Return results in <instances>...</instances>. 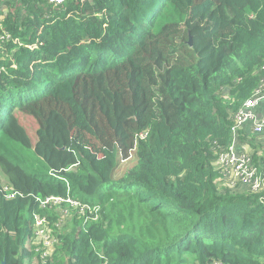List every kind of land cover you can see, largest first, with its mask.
<instances>
[{
    "label": "trees",
    "instance_id": "obj_1",
    "mask_svg": "<svg viewBox=\"0 0 264 264\" xmlns=\"http://www.w3.org/2000/svg\"><path fill=\"white\" fill-rule=\"evenodd\" d=\"M4 9L0 264H264V203L227 187L217 162L264 78V0H0ZM16 112L35 119L34 144ZM238 130L263 168L264 136ZM130 158L138 165L125 171ZM49 195L98 205V216L41 207ZM36 213L57 238L44 257Z\"/></svg>",
    "mask_w": 264,
    "mask_h": 264
},
{
    "label": "built area",
    "instance_id": "obj_2",
    "mask_svg": "<svg viewBox=\"0 0 264 264\" xmlns=\"http://www.w3.org/2000/svg\"><path fill=\"white\" fill-rule=\"evenodd\" d=\"M66 2L67 0H45V6L49 9H54L64 7ZM3 13L8 14L6 9L3 10ZM0 18L2 19V16ZM8 36L9 35L5 33V37ZM1 38L3 39V36ZM30 48H36V44L30 45ZM258 70L264 74V62ZM261 83V86L242 103L241 107L235 113L234 124L231 127V132L233 134L238 129H243L246 133L248 128L247 133L264 136V78L261 79ZM243 146L235 147V143H232L226 150L220 152L217 158L218 167L221 169L222 174V167L229 169L228 172L225 170L222 175L227 187H238L239 191L244 190L248 193L258 194L260 195V201L264 203V167L259 168L253 163L252 152L247 149L250 148L249 143L247 148ZM259 152L262 151L259 150ZM227 175L232 179L230 180V178H227ZM233 181L237 185H231ZM8 196L13 197V194ZM39 201L41 207H46L50 204L57 205L65 203L66 206L61 209L63 216L68 215L70 210H75L79 214H87L84 219L86 222L95 220L100 209L98 205L90 206L88 204H81L69 196L49 195ZM34 221V233L43 244L44 251L42 252V256L44 257L48 254V251L52 249L57 238L53 234L52 226L46 216L36 213L34 215ZM60 223V221L56 222L55 225L59 226Z\"/></svg>",
    "mask_w": 264,
    "mask_h": 264
},
{
    "label": "rangeland",
    "instance_id": "obj_3",
    "mask_svg": "<svg viewBox=\"0 0 264 264\" xmlns=\"http://www.w3.org/2000/svg\"><path fill=\"white\" fill-rule=\"evenodd\" d=\"M188 9H189V13H190L191 10H192V8L189 7ZM6 16H7V14H5V13L2 14V17L3 18H5ZM5 102L8 103L7 100ZM16 113L18 115L20 124L23 126L24 130L28 134L30 140L32 141V144H34V142L37 140V133H36V131H37V128H38V125H37L35 119L33 117H31L30 115H28V114H23V113H20V112H16ZM73 135H74V138L77 141L86 144L93 152H96V154L98 155V157H102L103 156L104 149L102 148L101 145H99V143L97 142V140L95 138H93L89 134H87L85 132H82V131H80L78 129H76V130L73 131ZM241 136L242 135L240 133V130H237L234 134L232 133V139L235 142V147L236 146L237 147H241V146L244 145L247 148L248 142H247V140L241 139L240 138ZM261 151L263 152L264 151V148H262ZM135 160L137 161L136 158L135 159L130 158L126 162H121L120 163V166L122 167V169H124L126 171L127 169L136 166L137 163H135ZM219 170H220V168H219ZM225 170L227 172L229 171L228 168L222 167L223 174H224ZM221 178H222V180H224L223 179V176H221ZM227 178H230V180L232 179L229 175H227ZM231 185L235 186L237 184L233 181V183ZM231 189H237V190H239L238 187H236V188H232L231 187ZM31 263L32 264H36V262H31ZM216 264H222V263L218 262Z\"/></svg>",
    "mask_w": 264,
    "mask_h": 264
},
{
    "label": "clouds",
    "instance_id": "obj_4",
    "mask_svg": "<svg viewBox=\"0 0 264 264\" xmlns=\"http://www.w3.org/2000/svg\"><path fill=\"white\" fill-rule=\"evenodd\" d=\"M1 16H2V15H1ZM2 19H5V18H3V17H2ZM80 20H84V19H83V18H81ZM12 67H13V66H12Z\"/></svg>",
    "mask_w": 264,
    "mask_h": 264
},
{
    "label": "crops",
    "instance_id": "obj_5",
    "mask_svg": "<svg viewBox=\"0 0 264 264\" xmlns=\"http://www.w3.org/2000/svg\"><path fill=\"white\" fill-rule=\"evenodd\" d=\"M247 149L251 151V149H250V148H247ZM263 152H264V151H263Z\"/></svg>",
    "mask_w": 264,
    "mask_h": 264
},
{
    "label": "water",
    "instance_id": "obj_6",
    "mask_svg": "<svg viewBox=\"0 0 264 264\" xmlns=\"http://www.w3.org/2000/svg\"><path fill=\"white\" fill-rule=\"evenodd\" d=\"M189 43H190V40H189Z\"/></svg>",
    "mask_w": 264,
    "mask_h": 264
}]
</instances>
